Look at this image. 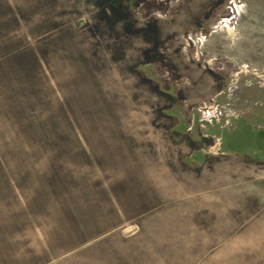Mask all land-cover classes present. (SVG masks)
<instances>
[{"label":"rangeland","instance_id":"1","mask_svg":"<svg viewBox=\"0 0 264 264\" xmlns=\"http://www.w3.org/2000/svg\"><path fill=\"white\" fill-rule=\"evenodd\" d=\"M236 1L0 0V264H264V0Z\"/></svg>","mask_w":264,"mask_h":264},{"label":"built area","instance_id":"2","mask_svg":"<svg viewBox=\"0 0 264 264\" xmlns=\"http://www.w3.org/2000/svg\"><path fill=\"white\" fill-rule=\"evenodd\" d=\"M231 6H230V13H231V17H228V18H224L222 21H221V24L223 25H226L227 23H230L231 20H233L236 15L238 14V4H237V1L236 0H231ZM241 7V6H240Z\"/></svg>","mask_w":264,"mask_h":264}]
</instances>
